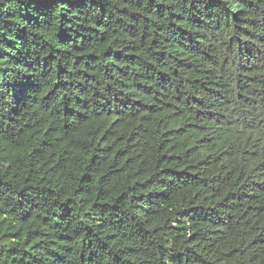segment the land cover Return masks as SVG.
I'll list each match as a JSON object with an SVG mask.
<instances>
[{
	"label": "trees",
	"instance_id": "obj_1",
	"mask_svg": "<svg viewBox=\"0 0 264 264\" xmlns=\"http://www.w3.org/2000/svg\"><path fill=\"white\" fill-rule=\"evenodd\" d=\"M0 264H264V0H0Z\"/></svg>",
	"mask_w": 264,
	"mask_h": 264
}]
</instances>
